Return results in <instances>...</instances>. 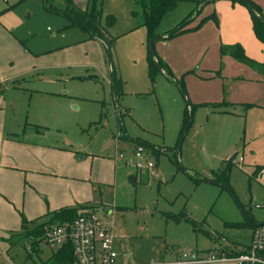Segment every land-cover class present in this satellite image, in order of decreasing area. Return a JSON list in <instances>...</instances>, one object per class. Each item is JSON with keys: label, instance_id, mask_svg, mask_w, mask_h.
I'll return each instance as SVG.
<instances>
[{"label": "rangeland", "instance_id": "rangeland-1", "mask_svg": "<svg viewBox=\"0 0 264 264\" xmlns=\"http://www.w3.org/2000/svg\"><path fill=\"white\" fill-rule=\"evenodd\" d=\"M74 1L86 5V0ZM203 2L179 1L158 28L189 15L183 23L188 25L197 15L193 9L201 8ZM0 11V94L7 112L11 115L21 106L25 115L28 101L32 102L28 119L34 112L48 136L70 143L74 156H83L79 162L93 163V170L105 179V184L95 183L94 203L97 213L113 222L119 242L115 243L117 260L123 259L122 253L129 255V264L168 262L182 251L206 257L220 236L224 244L249 240V226L229 227L224 222L243 220V210L255 221L264 220V125L256 126L248 114L238 132L236 120L209 112L211 105L193 109L190 126L180 133L185 99L194 101L192 80L186 81L185 96L162 72L151 83L145 28L139 24L141 8L135 0H101V23H106L107 14L114 17L107 30L115 36L112 62L124 92L118 105L111 101L100 44L87 43L81 29L45 10L40 0H0ZM14 79L23 88L12 87ZM203 85L199 83L200 93ZM137 146L143 148L140 157L133 155ZM147 161L152 165L147 167ZM136 162L143 166L137 168ZM227 167L230 187L211 179V170ZM189 174L201 180L196 183ZM182 209L199 222L200 230L166 216ZM27 245L23 236L10 243L6 255L13 264L36 261L35 254L28 257ZM49 254L50 249L44 248L41 255Z\"/></svg>", "mask_w": 264, "mask_h": 264}, {"label": "crops", "instance_id": "crops-1", "mask_svg": "<svg viewBox=\"0 0 264 264\" xmlns=\"http://www.w3.org/2000/svg\"><path fill=\"white\" fill-rule=\"evenodd\" d=\"M253 1L260 5L264 15V0ZM87 2L88 0L86 5ZM75 4L77 5L76 2ZM86 5L79 7L85 8ZM200 11L201 13L192 18V22L187 26L194 25L200 16L211 12H214L216 20L208 18L195 29L170 38H167L164 32L176 27L181 20L173 25H166L164 29L158 28L160 38L154 42L155 52L168 65L174 78H179L187 71H193L185 75L184 82L186 85V81L192 80V102H204L196 106V109L224 100L228 103L212 107L209 112L235 119L238 132L242 123H247L248 114H251V122L256 123V126L264 125V72L238 62L230 54L222 55L220 52L222 45L240 44L249 58L264 67V42L259 40L253 31L248 8L239 1L204 0ZM86 41L100 44L93 39ZM199 83L204 84L201 93ZM11 86L23 88L18 79L12 80ZM43 92L56 93L46 89ZM245 103H251V106L245 108ZM27 104L30 110L32 102L28 101ZM226 105L231 108L222 107ZM28 109H25V115L21 106L15 113L11 111V115L8 114L4 96L0 94V257L7 258L11 264L13 262L6 253L10 243L21 237L20 233L24 230L21 229L22 217L30 221L27 227H31L34 224L31 223L32 220L36 223L43 222L48 218L47 211L61 206L79 203L96 209L93 193L95 183L105 184V179L99 176L97 170H93V163L87 165L79 162L83 156L76 158L69 147L70 143L67 145L48 136L43 129L46 126L40 122L42 119L34 112L31 119H28ZM206 121H209L207 114ZM219 129L224 130L222 124ZM237 138H240V135ZM232 150L230 148L224 154H229ZM104 217L107 218L105 215ZM249 230L248 241L235 240L229 244L248 246L252 229L249 227ZM115 237L114 247L115 243H119ZM223 241L224 236L218 237L207 253L220 251L228 245ZM44 248L49 247L40 245L36 248L33 253L36 261L33 264H40V260L48 258L53 252L49 248L50 254L43 257L41 254ZM122 254L123 259L119 261L117 252L116 263L129 264V255ZM171 261L173 259L168 262ZM0 264H4L1 258Z\"/></svg>", "mask_w": 264, "mask_h": 264}, {"label": "trees", "instance_id": "trees-1", "mask_svg": "<svg viewBox=\"0 0 264 264\" xmlns=\"http://www.w3.org/2000/svg\"><path fill=\"white\" fill-rule=\"evenodd\" d=\"M179 1L180 0H135V3L139 8H141L140 15H142V17L141 22L139 24L145 28L147 47L146 62L147 75L149 80L151 81V83H153L156 74L158 72H163L168 80H172L176 83L178 88L182 91L183 96H185L187 92L184 77L186 74L193 71H187L182 74L179 78H174L168 65L157 55L154 50V42L156 40L150 46V41L152 39H154L155 37L160 38L158 27L161 23L163 16L167 12L174 9ZM232 1H239L248 8L252 21L253 31L256 37L264 42V15L262 14L260 5L254 2L253 0ZM40 2L42 3V6L45 10L64 16L67 19V25L75 26L81 29V31L85 34L86 39H93L101 44L104 54V62L108 67L109 72L108 83L110 88L111 101L114 104L118 105L117 101L124 92L122 90V81L112 62V49L114 45L115 36L110 35L107 30V27L112 25L114 22L113 15L107 14L106 23H101V0H88L85 8L77 6L73 0H40ZM9 7L10 6L6 7V9ZM200 10L201 8L196 7L193 11L197 12L198 14ZM2 12L3 11H0V14ZM134 13L135 11H133V14ZM188 16H186L184 20L178 23V25L173 29L166 30L164 32L165 36L167 38H170L184 31L195 29L201 22L208 18L216 20L214 12H211L207 15L200 16L199 20L194 25L187 26L183 23L188 19ZM220 52L222 55L230 54L238 62L246 64L253 68H258L259 70L264 72V67L262 66V64L249 58L244 53V50L242 49L240 44L235 43L230 45H222L220 48ZM202 103L204 102H191L189 97L185 99L180 133L190 126L192 122L193 109ZM223 103L226 104L228 102L223 100L219 103H211V105L214 107H219L221 106V104L223 105ZM250 106L251 103L244 104L245 108ZM134 141L137 140L134 139ZM258 169L261 170V166H258ZM228 170L229 167H227V170H211V179L213 181L222 183V185L224 186L230 187L228 181ZM189 176L196 183L201 180V178L197 175L189 174ZM87 209L95 208L87 204L79 203L74 205L61 206L57 209L47 211L46 214L48 215V218L43 222L36 223L35 220H32L31 223L34 224L31 227H27L30 221H27L24 217H22L21 229L24 230H22L20 235L25 237L28 243L32 242L31 245L33 248L32 252H28L26 250L28 257H31L32 254L36 251L37 247L35 245L37 242H34V239L40 237L47 227L54 224H66L72 222L78 216L80 211ZM246 214L252 221H254V217L250 215L248 211H246ZM166 216L176 222L187 221L192 225L194 230L201 229L200 225L198 224L199 222L196 219L190 217L184 209L180 210L178 213H167ZM224 225L229 227H240L242 225H246L249 226L251 229L256 226L252 225L246 219L239 221H226L224 222ZM204 233L210 236L209 232L204 231ZM72 247L73 246L71 241H67L66 243L59 246L55 251H53L48 258L40 260V264H75L74 256L72 253ZM221 250H223L228 257H234L240 253L246 252L247 246L228 244L222 247ZM262 256L264 257V251L262 252Z\"/></svg>", "mask_w": 264, "mask_h": 264}, {"label": "built area", "instance_id": "built-area-1", "mask_svg": "<svg viewBox=\"0 0 264 264\" xmlns=\"http://www.w3.org/2000/svg\"><path fill=\"white\" fill-rule=\"evenodd\" d=\"M143 148L137 146L133 152L134 157L142 155ZM118 156H122L119 152ZM126 161H130L129 158ZM137 168L143 165L135 163ZM152 163L147 161L146 166ZM111 211L108 210L107 213ZM113 222L99 215L97 209H87L79 212L78 216L66 224H54L47 227L40 237L34 239L36 247L46 245L55 248L71 241L72 253L75 264H117V251L114 247ZM32 242L28 243L26 250L32 252ZM264 222L257 224L251 232V239L247 251L234 257H228L223 250L211 252L206 257H200L196 252L182 251L180 256L171 262L151 260L142 264H167V263H189V262H213L235 260L238 264H264Z\"/></svg>", "mask_w": 264, "mask_h": 264}, {"label": "water", "instance_id": "water-1", "mask_svg": "<svg viewBox=\"0 0 264 264\" xmlns=\"http://www.w3.org/2000/svg\"><path fill=\"white\" fill-rule=\"evenodd\" d=\"M156 39H158V37H155L154 39H152V40L150 41V46L153 44V42H154ZM151 52H152V51H151ZM235 155H236V153H234V154L231 156V158H234ZM130 179H133V177H130ZM214 182H216V183L222 185V183H220V182H217V181H214ZM242 212H243V215H244V219H246V220H247L248 222H250L252 225H257V224H260V223L264 222V221H262V222H254V221H252V220L249 218V216L246 214V212H245L244 210H243Z\"/></svg>", "mask_w": 264, "mask_h": 264}]
</instances>
